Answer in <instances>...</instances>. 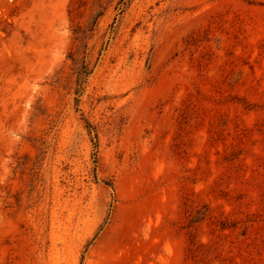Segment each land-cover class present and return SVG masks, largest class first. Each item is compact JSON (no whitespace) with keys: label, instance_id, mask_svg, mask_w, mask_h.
<instances>
[{"label":"rangeland","instance_id":"obj_1","mask_svg":"<svg viewBox=\"0 0 264 264\" xmlns=\"http://www.w3.org/2000/svg\"><path fill=\"white\" fill-rule=\"evenodd\" d=\"M0 264H264V0H0Z\"/></svg>","mask_w":264,"mask_h":264},{"label":"trees","instance_id":"obj_2","mask_svg":"<svg viewBox=\"0 0 264 264\" xmlns=\"http://www.w3.org/2000/svg\"><path fill=\"white\" fill-rule=\"evenodd\" d=\"M88 74V72L85 70H81L80 72H78V85H80V76H82L83 74Z\"/></svg>","mask_w":264,"mask_h":264}]
</instances>
